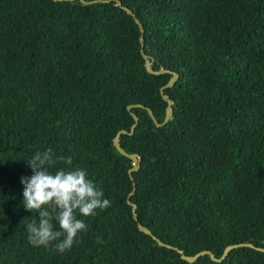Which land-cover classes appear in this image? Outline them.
<instances>
[{
    "label": "trees",
    "instance_id": "obj_1",
    "mask_svg": "<svg viewBox=\"0 0 264 264\" xmlns=\"http://www.w3.org/2000/svg\"><path fill=\"white\" fill-rule=\"evenodd\" d=\"M0 0V264H264V0ZM141 156L132 159L113 144ZM72 157L110 207L70 250L35 247L23 176L37 151ZM132 194H129L132 188ZM128 198L136 203L135 218ZM59 230L58 222H53Z\"/></svg>",
    "mask_w": 264,
    "mask_h": 264
},
{
    "label": "clouds",
    "instance_id": "obj_2",
    "mask_svg": "<svg viewBox=\"0 0 264 264\" xmlns=\"http://www.w3.org/2000/svg\"><path fill=\"white\" fill-rule=\"evenodd\" d=\"M32 175L21 177L23 185V204L26 210L36 211L39 221L28 223V241L35 247H48L56 243V250L63 253L70 250L78 234L86 231L87 226L78 219V212L84 217L93 216L96 210L110 207L102 190L87 178L83 169L67 170L63 167L55 172L49 169L58 163L72 165L71 156L57 155L53 149L37 151L26 160ZM58 222L56 230L53 222Z\"/></svg>",
    "mask_w": 264,
    "mask_h": 264
},
{
    "label": "water",
    "instance_id": "obj_3",
    "mask_svg": "<svg viewBox=\"0 0 264 264\" xmlns=\"http://www.w3.org/2000/svg\"><path fill=\"white\" fill-rule=\"evenodd\" d=\"M82 1L83 3H90V2H93V1H110V0H80ZM119 5H121L124 9L127 10V12L131 13L134 17V20L136 21V23L138 24L139 26V29H140V36H139V39H140V42H141V53H142V56L144 58V64H145V67L146 69L149 71V72H153V73H161V72H170L171 75L169 77V79L167 80V82L165 84H163L161 87H160V92L162 94V97L164 99H166L167 101V105H166V110H165V117L163 119L162 122H158L157 119L154 117V114H153V111L150 107L148 106H145L148 113L150 114V116L152 117V119L154 120L155 124L156 125H161L163 123H165L169 117L172 115L173 113V107H172V104H173V99L167 94L164 92V88L165 87H171L176 79L178 78L179 74L177 71H174V70H171V69H168V68H159V69H154L152 67V63H153V58L147 54L144 49H143V41H144V37H143V33H144V28H143V25L141 23V21L139 20V18L135 15V13L126 5H123L121 3V0H115ZM144 106L143 104L141 103H134V104H128L127 105V108L129 109L130 113L132 114L133 118H134V122L131 124V127H130V130H127L125 128H121L118 130V132L116 133V135L113 137V144L115 145V147L123 154L129 156L131 159H132V165L131 167L128 169L129 173H130V177L132 178L133 175H132V171L137 169L140 165V160H141V156L138 154V153H128L120 144V134L121 133H131L136 124H137V121H138V116L135 112H133L131 109L133 106ZM135 188L133 187L131 192L129 194H132L134 192ZM131 205H132V211H133V215L134 217L136 218L137 217V214H136V203L131 201L129 198L127 200ZM137 225L139 227L140 230L146 232L147 234H150L154 239L157 240V242L161 245H166L168 247H173L175 249L178 250V252L180 253L181 257L188 260V261H194L195 259H197L200 255H203V254H209L210 257L214 260H222L228 253V251L230 249H232L233 247H236V246H244V245H248V246H254L255 248L259 249V250H264V246H255L253 243L251 242H238V243H232V244H228L225 246L222 254L220 256H216L210 249H201L197 252H195L194 254H186L184 252L183 249L175 246V245H172L170 243H166L164 242L163 240H161L159 237H157L152 231L151 229L142 224L141 222H137Z\"/></svg>",
    "mask_w": 264,
    "mask_h": 264
}]
</instances>
